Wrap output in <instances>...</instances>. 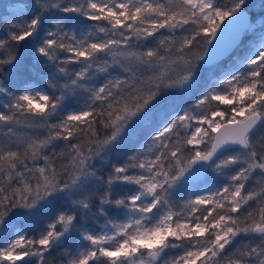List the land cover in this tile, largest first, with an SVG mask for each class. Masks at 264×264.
<instances>
[{"label": "snow or ice", "instance_id": "obj_1", "mask_svg": "<svg viewBox=\"0 0 264 264\" xmlns=\"http://www.w3.org/2000/svg\"><path fill=\"white\" fill-rule=\"evenodd\" d=\"M0 9V264H264V0Z\"/></svg>", "mask_w": 264, "mask_h": 264}, {"label": "trees", "instance_id": "obj_2", "mask_svg": "<svg viewBox=\"0 0 264 264\" xmlns=\"http://www.w3.org/2000/svg\"><path fill=\"white\" fill-rule=\"evenodd\" d=\"M228 62L229 61L227 60L223 61L225 65ZM221 107H227V106H221ZM48 216L49 214L45 212L44 214H42L41 218L37 219L35 223H28V222H25L22 218H17L16 223L19 228L21 229L27 228L31 232L34 229L42 228L44 224L47 222ZM76 245H77V241L74 239L73 241L65 244L64 247L55 249L51 253V260L53 261V264H64V262L68 258L67 253L69 252L74 253L76 251Z\"/></svg>", "mask_w": 264, "mask_h": 264}, {"label": "rangeland", "instance_id": "obj_3", "mask_svg": "<svg viewBox=\"0 0 264 264\" xmlns=\"http://www.w3.org/2000/svg\"><path fill=\"white\" fill-rule=\"evenodd\" d=\"M10 2H13V0H3L2 2H0V3H3V4H7V3H10ZM3 11V9H0V12H2ZM240 119H243V118H240ZM75 253V252H74ZM73 253V254H74Z\"/></svg>", "mask_w": 264, "mask_h": 264}, {"label": "water", "instance_id": "obj_4", "mask_svg": "<svg viewBox=\"0 0 264 264\" xmlns=\"http://www.w3.org/2000/svg\"><path fill=\"white\" fill-rule=\"evenodd\" d=\"M3 0H0V2H2ZM221 132H223V130H221Z\"/></svg>", "mask_w": 264, "mask_h": 264}]
</instances>
